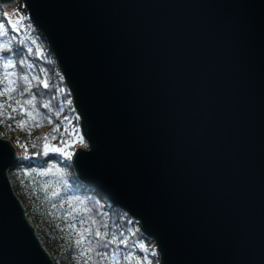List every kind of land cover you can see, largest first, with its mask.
I'll use <instances>...</instances> for the list:
<instances>
[{
  "label": "water",
  "instance_id": "obj_1",
  "mask_svg": "<svg viewBox=\"0 0 264 264\" xmlns=\"http://www.w3.org/2000/svg\"><path fill=\"white\" fill-rule=\"evenodd\" d=\"M23 3L89 144L80 182L161 264H264V0ZM19 163L0 136V264H55L10 182Z\"/></svg>",
  "mask_w": 264,
  "mask_h": 264
},
{
  "label": "trees",
  "instance_id": "obj_2",
  "mask_svg": "<svg viewBox=\"0 0 264 264\" xmlns=\"http://www.w3.org/2000/svg\"><path fill=\"white\" fill-rule=\"evenodd\" d=\"M3 11L4 8L0 3V22L5 24L7 33L4 37H0V43L11 44L15 50L14 60H24V64L18 65L15 69L18 74H27L30 78L36 76L37 79L32 80L31 94L23 98L19 95V89L24 87L22 80L19 81L18 92L14 95L13 101H8L6 97H0V102L5 104V107L0 110L3 112V115H0V136L5 138L6 134H10L14 145L24 149L23 156H20V163L13 168L14 176L18 182L15 191L19 197H21V191L29 192L37 202V206L40 205L39 216L43 223L44 245L55 264H82L84 259L76 251V246L67 247L61 236L66 231L71 233V230L65 226V222H72L73 216L67 214L74 210L76 221L81 218L88 221L91 217L98 224L109 225L110 234L123 233V238L128 240L129 247L125 249L121 246L122 253L128 251L135 253L131 264H137V258L140 260V264H149V262L155 264L154 261L158 258V254L155 252L156 256L154 257L151 255L153 252L148 251L144 243V233L136 219L121 207L106 201L92 187L80 182L72 169L71 160H66L56 153H49L48 156L43 155L44 137L46 136L49 143L57 146H62L60 145L61 139L71 141L72 145L76 141V134L73 136L74 134L68 133V129H66L67 131L62 129L65 121L62 119L65 108L67 106L73 108L69 118L77 116L80 119V116L73 104L67 102L72 101L70 89L48 43L39 34L38 29L31 23L28 31L13 30ZM28 48L33 49L31 54L28 53ZM45 80L50 85L47 89L43 87L42 83ZM32 94L36 96L35 106L25 105V107L33 113V118L22 116L18 108L16 112H11V109L7 107L16 99H30ZM44 104H48L49 107L43 108ZM9 114L15 119H9ZM48 117H51L52 122H49ZM21 119L26 121L23 128L17 123ZM58 124L60 125L59 130L54 132L53 130ZM41 130L44 132H40ZM53 136H56L57 139L53 140ZM79 148L80 146H75L73 150ZM73 150L72 152H74ZM33 153H40V155H33ZM25 155L30 158L24 159ZM55 155L59 156L61 160L51 159ZM48 168H52V172L42 175L41 173ZM56 191L59 192V195L53 196L52 193ZM69 197H73V199L69 201ZM85 208L89 209L87 213L84 212ZM30 220L32 223L39 222L37 218H30ZM88 226L95 229L98 225H91L89 222ZM79 227L80 230H83V226ZM72 236L75 240L76 237L73 234ZM139 243H143L145 250L142 251L139 246L132 247L133 244L138 245ZM145 257L147 260L144 259Z\"/></svg>",
  "mask_w": 264,
  "mask_h": 264
},
{
  "label": "snow or ice",
  "instance_id": "obj_3",
  "mask_svg": "<svg viewBox=\"0 0 264 264\" xmlns=\"http://www.w3.org/2000/svg\"><path fill=\"white\" fill-rule=\"evenodd\" d=\"M7 15V13H5ZM22 20V18H21ZM21 21L18 20L17 23ZM11 27L13 30H18L17 24L11 23ZM5 31V24L0 22V37H4L6 35ZM35 44V41H33ZM28 53L31 54L33 49L28 48ZM15 54V50L11 46V44H4L0 43V97H6L8 101H13L14 95L18 92V85L19 81L24 82V87L19 89L20 97H25L26 95L31 94L32 89V80H36V76H32L31 78L27 74H18L15 69L18 65H23L24 60L21 59L16 61L13 59V55ZM31 67V65H29ZM43 87L47 89L50 85L47 80L42 81ZM36 100V96L34 94L31 95L30 99H16L14 103H9L7 105L8 108L11 109V112H16L17 108L22 116H26L29 118H33V113L28 110L25 105L35 106L34 101ZM69 104L72 101H67ZM5 107L4 102H0V110ZM43 108H48V104L42 105ZM0 115H3V112L0 111ZM79 118V117H77ZM9 119H15L11 114H9ZM49 122L51 121V117H48ZM65 119H68L65 117ZM17 123L20 125L21 128L24 127L26 121L21 119L18 120ZM60 125L58 124L57 127L53 130L58 131ZM67 131V130H65ZM76 130H73V134H75ZM53 140L57 139L56 136L52 137ZM79 139L83 141V136H79ZM44 144H43V155L48 156L49 153H56L60 156L64 157L66 160H71L75 155L74 152L69 151L72 147L71 141H65L63 139L60 140V145L57 146L56 144H52L48 142V137H44ZM35 147V145H33ZM33 155H40V153H33ZM24 159H29L28 155L23 157ZM52 172V168H48L44 170L41 174L47 175L48 173ZM53 196H58L59 192H53ZM73 197H69L68 200L71 201ZM79 199L78 197L76 198ZM55 206V205H54ZM89 209L85 208L84 212L87 213ZM67 215L73 216L72 222H65V226L71 230V233L76 237L74 240V244L76 246V251L80 256L84 259L82 264H131L135 253L133 251H128L126 253H122L121 246L123 248H128V240L123 238V233L119 235L109 232V225L107 224H98L95 219L89 217V220L86 221L85 219L81 218L79 221L75 220V210ZM89 222L91 225H98L93 229L92 227L88 226ZM79 226H83V230H80ZM139 246L141 250H145V246L143 243L133 244L132 247ZM152 256H156V253H151ZM147 260V257L144 258ZM137 264H140V260L137 258ZM151 264V262H149Z\"/></svg>",
  "mask_w": 264,
  "mask_h": 264
},
{
  "label": "rangeland",
  "instance_id": "obj_4",
  "mask_svg": "<svg viewBox=\"0 0 264 264\" xmlns=\"http://www.w3.org/2000/svg\"><path fill=\"white\" fill-rule=\"evenodd\" d=\"M3 8H4L3 14H4V16L7 17L8 22L11 21V23L17 24L18 30H21V29L26 30V31L29 30L32 21L29 18V14H28L27 9L24 6L23 0H16L15 4H13L11 6H3ZM5 13H7V15H5ZM21 18H22V20H21ZM18 20H20L21 22L17 23ZM72 104L74 106L73 98H72ZM74 108H75V106H74ZM72 109H73L72 107L67 106L65 108L64 115L62 117V119L65 120L63 125H62V129L63 130L68 129V133L71 134V135H73V130L74 129L76 130V132H75V134H76V139L75 140L76 141L74 142L72 147L70 149H68V150L72 151L75 148V146H80L79 149H86L87 150V149H89V144H88L87 140L85 139V137H84V135L82 133L81 120L79 118H77V116H75L73 118L72 117L69 118V115H70ZM75 110H76V108H75ZM65 117H67L68 119H65ZM43 130L46 131L45 129H43ZM43 130H41L40 132H44ZM75 134L73 136H75ZM6 135L7 136L4 139H7L8 141H10L13 144V146L15 147V149L17 150L19 157L20 156L22 157L24 149L21 146L14 145V143L12 142V139H11L12 136H10V134L9 135L6 134ZM79 136H83V141H81L79 139ZM79 149H77L75 151L73 150L74 153H76ZM57 157H59V156H56L55 157L56 159L55 158L54 159L57 160V161H60L61 159L57 158ZM71 165H72V162H71ZM72 169H73V167H72ZM10 175L12 177L13 186H14V189H15L16 186L18 187V182L16 181V178L14 176L13 170L10 171ZM21 193L22 194H21L20 199H21V201H22V203H23V205H24V207H25V209H26V211L28 213L29 219L30 218H33V219L37 218L38 221H39V222L35 221V223H32V224L36 228L37 234H38V236L40 237L41 241L44 244L45 239H44L43 234H42L43 231H44L43 223L41 222L40 216H39L40 215V213H39L40 205L37 206V202L31 197L29 192H25L23 190V191H21ZM36 207H38V208H36ZM140 228H141V226H140ZM61 236H62L63 242L67 245V247H69V246L70 247H75L74 238H73V236H72V234L70 232L66 231ZM144 236H145L144 243L146 244L145 246L147 247L148 251L149 252H157V254H158V258L155 259L154 263L155 264H161L160 253H159V250L157 248L156 242L154 241V239L146 236L145 234H144ZM139 257H141V256H139Z\"/></svg>",
  "mask_w": 264,
  "mask_h": 264
},
{
  "label": "bare ground",
  "instance_id": "obj_5",
  "mask_svg": "<svg viewBox=\"0 0 264 264\" xmlns=\"http://www.w3.org/2000/svg\"><path fill=\"white\" fill-rule=\"evenodd\" d=\"M2 137V136H1ZM3 138V137H2ZM57 155H55V156H53L51 159H53L54 160V158L56 157ZM57 158H59V157H57ZM56 159V158H55ZM13 170V168L10 170V171H12ZM9 178H10V182H11V184H12V186H13V181H12V177H11V175H10V172H9ZM13 189H14V186H13ZM14 191H15V189H14ZM16 192V191H15ZM19 197V196H18ZM20 198V197H19ZM27 212V211H26ZM27 215H28V213H27ZM31 221V220H30Z\"/></svg>",
  "mask_w": 264,
  "mask_h": 264
}]
</instances>
